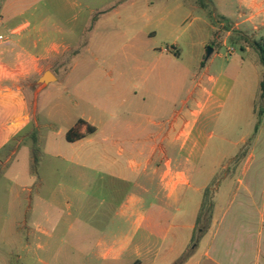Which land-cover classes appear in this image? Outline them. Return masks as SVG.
<instances>
[{"label":"rangeland","instance_id":"374dc122","mask_svg":"<svg viewBox=\"0 0 264 264\" xmlns=\"http://www.w3.org/2000/svg\"><path fill=\"white\" fill-rule=\"evenodd\" d=\"M165 1L135 0L134 8L130 4L122 8L144 12L150 2L154 5L153 12H158L165 7L162 5ZM183 1L190 7L187 24L192 23L194 29L201 20L216 24L221 11H236L239 6L238 0H225V5H220L222 0ZM119 3L112 0V11L120 7ZM263 20L264 16L257 18L256 32L252 23L242 26L250 29V36L236 32L224 41L225 30L217 32L220 35L217 40L205 28L199 32L192 28L178 42L182 54L177 59V72L181 62L190 68L184 89L177 97L178 110L185 107L183 102L190 90H199L198 81L204 69L195 64L200 55L197 46L203 37L212 36L205 51L206 57L208 49L214 50L207 60L210 73L220 78L222 70L234 68V82L221 80L208 86L215 96L197 125L201 136L199 147L191 152L172 147L167 157L172 160L171 171L185 169L184 172L192 175L193 186L209 185L207 202L215 203L218 191L216 223L210 231L211 220L201 248L205 251L210 244L212 252L232 258L243 255L236 257L238 264H257V241L259 238L264 241V116L256 130L264 66L254 46L255 41H264ZM111 35L116 34L111 32ZM165 38L163 35L157 38L159 47L171 49L169 42L163 41ZM190 45L197 49L190 50ZM244 45L249 49L243 48ZM63 71L55 73L61 76ZM43 87L35 79L24 83L22 92L28 110L11 103L4 111L0 105V123L8 119V113L11 117H26V124L11 129L12 137L3 145L8 124H0V264H105L100 260L76 261V258L99 254V241L117 239L133 230L132 223L121 215L128 193L140 197L143 200L140 206L145 209L172 205L174 198H168L163 187L162 174L167 167L160 160L162 170L156 174L159 165L156 159L154 164L146 166L145 172L144 166L136 169L137 174L129 183L111 178L109 173L128 169L129 159L139 160L133 150L104 148L103 137L112 136L106 126H99L95 134L87 133L88 136L69 142L67 133L78 122L81 112L57 106L64 93L62 83H51L41 91ZM95 119L112 121L98 112ZM119 130L120 134L124 131ZM198 201L192 190H186L181 202L173 207H186L188 221ZM13 222L16 225L10 227ZM145 230L141 229L139 234ZM262 253L258 264H264V244Z\"/></svg>","mask_w":264,"mask_h":264},{"label":"crops","instance_id":"0c3cea01","mask_svg":"<svg viewBox=\"0 0 264 264\" xmlns=\"http://www.w3.org/2000/svg\"><path fill=\"white\" fill-rule=\"evenodd\" d=\"M117 1L120 7L112 11V0H0V36L3 38L0 40V105L4 111L11 103L28 110L22 92L24 83L34 79L39 83L43 74L50 72L55 80L43 84L41 91L54 82L64 85L57 106L81 112L78 120L83 121L80 133L86 137L88 126L95 129L91 134H95L99 126H106L113 137H103L104 148L127 147L139 159H129L128 169L109 173L111 178L129 183L137 174L136 169L144 166L142 170L145 172L146 166L154 164L156 159L158 162L163 159L167 167L162 174L163 187L168 198H174V203L145 209L140 206L143 203L140 197L128 193L121 215L126 222L132 223L133 230L117 239L99 241V254L78 255L76 261L238 264L236 257L242 258L243 255L232 258L218 251L212 252L210 244L204 251V247L201 248L204 236L198 245L192 247L204 191L209 185L193 186L190 183L192 175L184 172L185 169L171 171L172 160L167 157L168 149L172 147L190 152L199 147L201 136L197 125L215 96L208 86L221 80L222 83L225 80L234 82V68L222 70L220 78L212 75L207 62L210 57H205L212 36L203 37L197 46L200 55L195 64L204 69L198 81L199 90H190L183 102L185 107L178 110L177 97L184 89L190 69L181 62L177 72V59L182 54L178 42L182 34L194 29L192 23L187 24L190 7L183 0H166L161 11L153 12L154 5L149 2L144 12H132L122 7L130 4L134 8L135 0ZM225 3L222 0L220 5ZM238 5L236 11H221L219 18L216 16L217 25L201 20L194 31H204L205 28L220 40L217 32L225 30L224 41L236 32L250 36V29H242V26L252 23V30H259L256 20L264 16V2L238 0ZM261 26L264 27V20ZM111 32L116 35L112 36ZM160 35L166 37L163 41L169 42L171 49L159 47L157 38ZM194 48L190 45L189 49ZM243 48L249 49L246 45ZM56 70L65 71L59 76ZM188 103L192 105L189 107ZM97 112L112 121L96 120ZM7 115L8 119L0 123L2 126L8 124L2 145L12 137L11 129L17 130L26 124L24 116ZM119 128L124 130L121 134ZM158 164L156 174L162 170L161 163ZM186 190H192L199 198L188 221L186 207H173L181 202ZM217 199L218 191L210 231L216 223ZM172 208L174 212H170ZM15 225L13 222L9 226ZM141 229L146 230L139 234ZM263 244L259 238L256 247L259 261L263 256ZM191 248L193 251L182 259Z\"/></svg>","mask_w":264,"mask_h":264},{"label":"trees","instance_id":"16d2710c","mask_svg":"<svg viewBox=\"0 0 264 264\" xmlns=\"http://www.w3.org/2000/svg\"><path fill=\"white\" fill-rule=\"evenodd\" d=\"M254 46L257 49L258 53V58L260 63L264 66V41L262 42H254ZM259 99H260V110L258 113V124L256 126V130H258L259 125L261 123V118L264 116V77L261 79L260 82V94H259ZM83 124V121H79L74 128H72L68 133H67V140L69 142H74L79 139H82L85 135L80 133V126ZM94 128L91 126L87 127V133H92L94 132ZM209 192V188H206L204 191V198L202 202V206L200 209V212L197 217L196 221V227L194 230V235L192 238V247L194 248L199 240L208 232L209 227H210V222L212 220V215H213V210H214V203L213 202H207V193ZM193 248L188 250L186 254L183 256L182 259H185L191 251H193Z\"/></svg>","mask_w":264,"mask_h":264},{"label":"water","instance_id":"95a60500","mask_svg":"<svg viewBox=\"0 0 264 264\" xmlns=\"http://www.w3.org/2000/svg\"><path fill=\"white\" fill-rule=\"evenodd\" d=\"M212 49H208L207 54H206V59L209 58L210 54L212 53ZM55 78L50 72H45L43 76L39 79L40 84H49L50 82L54 81Z\"/></svg>","mask_w":264,"mask_h":264},{"label":"built area","instance_id":"2783aa9c","mask_svg":"<svg viewBox=\"0 0 264 264\" xmlns=\"http://www.w3.org/2000/svg\"><path fill=\"white\" fill-rule=\"evenodd\" d=\"M2 39H3L2 36H0V40H2ZM231 53H233L232 49L229 50V54H231Z\"/></svg>","mask_w":264,"mask_h":264}]
</instances>
